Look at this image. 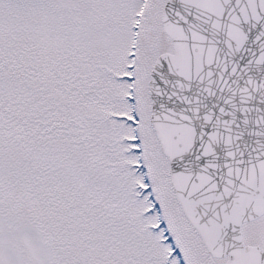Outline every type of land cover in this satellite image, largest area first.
<instances>
[{"label": "snow or ice", "instance_id": "1", "mask_svg": "<svg viewBox=\"0 0 264 264\" xmlns=\"http://www.w3.org/2000/svg\"><path fill=\"white\" fill-rule=\"evenodd\" d=\"M0 264H264V0H0Z\"/></svg>", "mask_w": 264, "mask_h": 264}]
</instances>
